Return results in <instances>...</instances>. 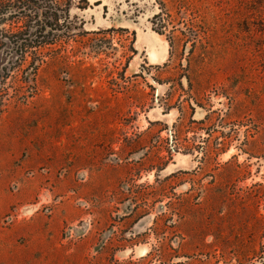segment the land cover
Wrapping results in <instances>:
<instances>
[{"label": "rangeland", "instance_id": "374dc122", "mask_svg": "<svg viewBox=\"0 0 264 264\" xmlns=\"http://www.w3.org/2000/svg\"><path fill=\"white\" fill-rule=\"evenodd\" d=\"M19 1L0 0V264H264V0H47L57 28L24 53Z\"/></svg>", "mask_w": 264, "mask_h": 264}, {"label": "trees", "instance_id": "16d2710c", "mask_svg": "<svg viewBox=\"0 0 264 264\" xmlns=\"http://www.w3.org/2000/svg\"><path fill=\"white\" fill-rule=\"evenodd\" d=\"M46 0H22L18 2L17 17H25L32 15L35 23L30 27L28 34H21L13 38L11 42L14 44L13 50L18 53H24L28 48H34L40 43H46L51 36L52 28L44 22L47 16L48 7L45 6ZM29 27V26H28ZM50 28L48 32L46 30Z\"/></svg>", "mask_w": 264, "mask_h": 264}, {"label": "water", "instance_id": "95a60500", "mask_svg": "<svg viewBox=\"0 0 264 264\" xmlns=\"http://www.w3.org/2000/svg\"><path fill=\"white\" fill-rule=\"evenodd\" d=\"M137 51L138 56L143 53H146V57L150 64H159L164 62L169 54V45L168 42L163 40L160 35L153 32L152 30H139L137 33ZM155 39L160 46L162 47V53L158 59H154L151 55V39ZM158 86V85H156ZM159 90V86L157 87V92Z\"/></svg>", "mask_w": 264, "mask_h": 264}, {"label": "flooded vegetation", "instance_id": "af4514ba", "mask_svg": "<svg viewBox=\"0 0 264 264\" xmlns=\"http://www.w3.org/2000/svg\"><path fill=\"white\" fill-rule=\"evenodd\" d=\"M45 6L48 7V12H47V16H46V20H44L45 23H47L48 25H50V27L52 28L51 30V34L53 33V30H55V28H57L53 23H52V16L51 14H53V6H51L50 2H47V0L44 2ZM18 4V2H17ZM13 6V8H6L5 14H7L8 12H11V16L13 17V19H16L17 15H18V9L17 6L18 5ZM11 9V10H10ZM64 12H61L62 18L64 17V24L67 26V28H70V26L67 24L69 20V4H66L64 6ZM3 23V22H2Z\"/></svg>", "mask_w": 264, "mask_h": 264}, {"label": "bare ground", "instance_id": "6f19581e", "mask_svg": "<svg viewBox=\"0 0 264 264\" xmlns=\"http://www.w3.org/2000/svg\"><path fill=\"white\" fill-rule=\"evenodd\" d=\"M153 42L154 43L156 42L155 45L153 44ZM150 43H151V48H152L151 55L154 59H158L162 53V47L154 38L151 39Z\"/></svg>", "mask_w": 264, "mask_h": 264}]
</instances>
